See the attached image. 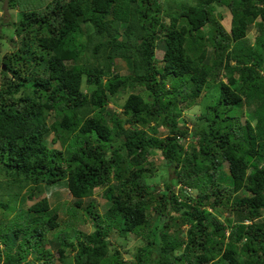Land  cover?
I'll return each instance as SVG.
<instances>
[{
	"label": "trees",
	"instance_id": "trees-1",
	"mask_svg": "<svg viewBox=\"0 0 264 264\" xmlns=\"http://www.w3.org/2000/svg\"><path fill=\"white\" fill-rule=\"evenodd\" d=\"M6 4L19 39L0 58V264H264V0ZM197 102L189 129L180 117ZM157 152L161 189L148 182ZM55 184L73 218L89 198L94 229H58L54 252L57 208L22 203ZM112 234L145 243L124 259Z\"/></svg>",
	"mask_w": 264,
	"mask_h": 264
},
{
	"label": "rangeland",
	"instance_id": "rangeland-1",
	"mask_svg": "<svg viewBox=\"0 0 264 264\" xmlns=\"http://www.w3.org/2000/svg\"><path fill=\"white\" fill-rule=\"evenodd\" d=\"M48 0H39L40 6H44ZM51 1V0H49ZM37 2V1H36ZM192 2V1H191ZM220 8V7H219ZM18 7L16 8H9L6 4V0H0V58L1 56L6 52H11L13 48H15L18 43L19 37L16 35H13V30L11 26L9 25L10 20H15L18 14ZM221 16L218 18L220 23L224 26V28L229 31L230 29V15L227 11V8L221 7ZM256 25H251L248 29L247 36L250 37L251 40H253L256 36ZM12 37V38H11ZM12 39V40H11ZM16 41V44H15ZM162 48L158 47L156 49V57L161 58L162 57ZM122 61L119 62L118 70L125 74L127 73L126 67L122 66ZM1 66V64H0ZM224 78V77H223ZM215 85L216 83L211 87L210 91L215 93ZM82 88L85 90V84H83ZM136 90H140L139 88H136ZM127 92L122 91L118 93L115 97H113L110 100V103L108 104L109 110H116L120 111V105L127 97ZM248 108V107H247ZM202 109V106L199 102H197L193 107L189 108L185 111V113L180 117L181 121H184L185 124L189 129H191L195 124L197 123L196 117L199 115L200 111ZM247 110V109H245ZM108 117V116H107ZM245 117V116H244ZM244 117L242 119H244ZM147 132H150V128L145 127ZM58 144H56L57 146ZM149 159L153 161L154 167L156 168V174L152 178L148 180L150 185L156 186L161 189L165 182L171 177L169 170L166 167L165 160L161 156L160 153H156L149 156ZM225 170L227 169L226 164H224ZM179 185H175L173 188L177 192ZM244 194V193H242ZM42 197L47 198L48 203L50 206L57 208L58 212V223L59 226L57 229L53 230L52 232L48 233V243L46 247L53 248V251L55 252L56 243H57V233L58 229L65 227L66 225L73 223L75 224L78 229L81 231H84L86 233H90L93 231V223L91 222L89 216L85 213H83V209L86 208L87 203L89 201V198L83 199V203L81 207L77 208L78 212L77 217L73 218L71 213L68 211L71 207H74V199L72 198L70 192L68 189L62 185V184H55L51 186H45L42 189V192L40 196H36L34 198H28L27 196L24 198L22 206L24 208H27L29 205H31L34 201L41 199ZM94 200L95 209H97L100 213H103L105 209L108 206V202L105 198H103L101 195H94L91 197ZM75 208V207H74ZM1 213V209H0ZM226 213L224 214V216ZM155 214L152 213V222L151 224H159L162 221V218L157 216L154 218ZM223 216V215H222ZM174 228V227H173ZM173 228L170 229V232H172ZM182 228H185L183 226ZM111 241L114 243V245L122 252L124 259H131L130 255L133 254L137 247L140 245H143L145 241L142 239L136 237L135 235L130 234L127 239H123L122 237H116L114 234H112L110 237ZM59 264V263H57Z\"/></svg>",
	"mask_w": 264,
	"mask_h": 264
}]
</instances>
